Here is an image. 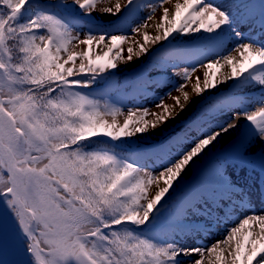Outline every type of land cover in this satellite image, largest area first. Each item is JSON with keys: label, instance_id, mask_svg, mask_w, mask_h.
I'll return each mask as SVG.
<instances>
[{"label": "snow or ice", "instance_id": "6c2138e0", "mask_svg": "<svg viewBox=\"0 0 264 264\" xmlns=\"http://www.w3.org/2000/svg\"><path fill=\"white\" fill-rule=\"evenodd\" d=\"M96 2L71 0L62 6L90 16ZM163 3L158 0L149 7L154 12ZM134 5L139 6L137 0H126L124 5L117 0L103 12L115 18ZM150 19L152 12L146 21ZM146 21L132 29L142 36V42L127 35L97 36L91 31L79 39L62 18L36 11L32 0H0V202L11 210L28 241L33 264H185L183 257L191 258L188 264H264V213L240 218L207 248L160 243L136 232L157 219L166 196L210 146L232 145L239 158L259 153L264 167V98L254 111L226 108L232 111L231 119L221 121L187 149L178 150L158 174L107 150H88L94 138L119 141L144 134L175 116L161 98L156 107L162 112L129 110L120 125L116 120L120 109L101 108L73 89L90 87L101 74L117 69L118 61L128 63L134 57L152 55L155 49L150 50V44L190 35L215 40L235 23L229 11L211 0H176L174 11L163 9L154 36L141 31L148 26ZM233 34L238 40L234 47L238 57L227 55L223 64L219 59L203 64L207 70L226 64L230 75L217 82L215 72L209 78L205 71L203 86L196 78L198 96L228 81L264 89V41L243 42L242 32L234 30ZM130 39L125 57L122 45ZM73 41L86 47L70 52ZM193 71L185 69L182 78L191 79ZM173 99L183 112L180 97ZM183 99L189 101L187 92ZM148 115L155 119L149 121ZM106 116L112 117L111 122ZM161 180L164 186L149 197L148 188ZM213 204L218 213L231 206L223 195L217 199L213 193L204 201L205 219L211 218Z\"/></svg>", "mask_w": 264, "mask_h": 264}, {"label": "rangeland", "instance_id": "374dc122", "mask_svg": "<svg viewBox=\"0 0 264 264\" xmlns=\"http://www.w3.org/2000/svg\"><path fill=\"white\" fill-rule=\"evenodd\" d=\"M46 1L59 2V0ZM243 1L245 0L211 1L229 11L235 23L233 24L232 30L225 28L218 40L208 44L209 46L205 49V51L198 55L199 59L197 61V56L194 50L191 51L194 53H190L189 57L185 55L181 57L180 52L187 53L188 50L190 51V49L193 47L191 45L192 42L197 40L199 41L201 37L206 35H190L187 37L177 36L170 39L169 41H161L158 45L150 44V50L155 49L152 55H142L140 58H135L134 61L129 63L118 61L117 69L109 70L112 73L118 74L116 78L117 81L119 80V77L124 75V73L128 70H136L137 73L142 72L141 74L145 75V83L148 82L145 87L140 88L139 93L136 94L135 97L126 94L124 96L120 93L110 101V104L116 102L119 107L118 109H120L121 114L117 115L116 117L118 124H123L129 110L136 111L147 109L149 113L162 112V108L156 107V105L160 103L161 98H163V104L168 105L172 111V114L175 116V119H168L167 123H158L155 129L149 127L144 134H137L133 137H125L124 139L126 141L129 140L146 146L158 142L160 137L164 136V134H167L171 128L183 127L177 132L176 140L172 141L174 146H176L175 150L170 152L168 147H163V151H167L168 153L167 156L161 162L145 168V171H151L158 174L163 165L166 164L169 159L176 158V152L178 150L187 149L189 146L193 145V143L198 138L203 137L210 130L217 128L221 121L231 119L232 111L239 112L245 109L254 111L262 106L260 101L262 98H264V89L256 90L255 85L239 83L234 84L232 81H228L227 83L219 84L218 90L212 89L204 93L202 96H198L194 91L197 77L200 78L201 86H203L205 71H209V78H211V73L215 72V79L217 82L224 80L228 75H230V67L226 64H224L222 68L213 70H207L205 67H203V64L217 59H219L221 64H223V57L227 55L238 57V53L234 50V47L238 43L237 38L233 34L234 30L242 32L243 42L254 40H256L255 42H257V40H259V42L264 41V35L258 38L257 30H252L251 28L248 29L249 27H252V22L247 20L243 15L235 10L236 4L238 5ZM116 2L117 0H97L93 14L90 16L83 15L77 8H70L74 14H78L85 21L90 20L92 22H102V24L98 26V29L90 25L88 27V25H85L84 23H78L76 26L77 29L74 31V35H78L79 39H84L86 34L91 31L97 36L105 33L127 35L132 39L142 42V36L133 32L132 29L144 23L150 12H152V16L157 13L161 17L164 8H168L170 12L174 11V4L176 0H164L163 5L156 7L154 12L152 11V8L149 7V5L158 4V0H137V5H139L138 7L134 5L131 10L123 12L122 15H119L115 18L110 14L103 12V9L113 7ZM119 2L122 5L126 4V0H119ZM64 3H71V0H64ZM113 10L115 9L113 8ZM160 17L157 20L154 19V27L147 26L146 28L141 29V31H147L153 36L156 35V24L159 23ZM146 22L148 25L149 20ZM131 42L132 41L130 39L126 45V48H128V45L131 44ZM124 45L125 44H123L122 47L125 49ZM161 45H163V47H161ZM182 45L190 46L189 48H182ZM85 47V45H78L76 41H73L69 46V51L82 52ZM200 49H203L202 45H200ZM96 51L97 49L94 47L93 53L95 54ZM125 53L126 49L124 51V56ZM66 58L67 56L65 55L63 59ZM85 63H87V61H85ZM79 64L80 60L78 59L76 61L77 68L79 67ZM172 65H175V67H172ZM66 66L72 65L69 64ZM193 68L195 71L192 72V75H195V79H189L185 81L182 78L183 71L185 69L191 71ZM180 85H184V87L181 89L179 87ZM187 88H190V90H187ZM136 90V88H129V92L133 94L136 93ZM226 90H230L235 93L237 102H232L231 100L224 97ZM184 92H187L189 95L190 99L188 102L184 101L183 99ZM246 92L251 93L247 96H243V94ZM174 97H180L181 104L185 105L183 112H180V108L175 106V100L173 99ZM212 97L221 100L222 104L217 106L215 103L213 104ZM226 108H230L232 111H225ZM195 109L196 114H193ZM178 112L180 114L176 115ZM105 119L111 122L112 117L106 116ZM146 119L152 121L155 119V117L153 115H148ZM188 119L191 123L190 125L186 123ZM223 146L224 145L222 144H217L215 148H211L210 146V150H208L206 154H202L200 158L195 160V163L191 165L190 170L187 171V174H183V179L179 180L178 184L184 181V178L187 175L192 173V171L195 169V165L205 160L209 154ZM158 154L159 153L155 152L152 158L158 160L156 158ZM257 162L260 163V161ZM210 165L211 167L208 166L210 167V170H203L200 174V178H204L206 176L204 180H217L223 183L232 182L241 186L242 190L237 194L224 198L226 201L225 203H230L231 206L225 207L223 213H218L216 207L211 205L210 219H205V216L208 214L203 210L205 200H202L200 197H198V195L194 196V188L185 193V195L190 199V201L194 196L196 204L193 203V201L192 204L190 203L191 205H187L186 203L180 205L175 201L174 204H169L165 198L163 201L165 202L164 205H166L165 210L167 211L166 213H169V215L167 214V218L175 220L174 215L172 214H175L177 211V213L184 215V218L187 221L185 229L176 228L173 232L174 241L178 244L207 248L216 241L221 240L224 237L227 229L234 226L235 222H237L240 218L251 213H264V175H257V173L252 170L248 171L244 168H237L227 164L225 161L220 160L212 161ZM212 167L218 169V172L214 171ZM216 176L218 178H216ZM178 184H176L175 187ZM163 186L162 180L158 185L154 184L150 186L148 188V196H154L157 188ZM184 197V195L181 196L183 200ZM229 197L231 198L230 202ZM0 204H2V202H0ZM6 209L8 208L2 204L0 210ZM224 213H228L229 217H226ZM171 220L168 219L167 221L171 222ZM8 221H10V217L0 220V227L3 223ZM209 223H211L212 226L210 228L205 227V225ZM15 236L16 233H12L7 230L2 233V237L0 238V257L2 256V247L6 244L9 245V240L12 237L16 241L18 240ZM182 259L185 261V264H188V261L191 258L183 257Z\"/></svg>", "mask_w": 264, "mask_h": 264}, {"label": "trees", "instance_id": "16d2710c", "mask_svg": "<svg viewBox=\"0 0 264 264\" xmlns=\"http://www.w3.org/2000/svg\"><path fill=\"white\" fill-rule=\"evenodd\" d=\"M32 3L35 6L36 11H44L62 18V20L70 26L74 35V31L76 30V23H78V21H81V19L79 17H75L71 13H68V8L58 6L56 3L53 4L45 1L38 2L32 0ZM37 42L39 43V41ZM65 55V53H61L62 58ZM89 78V76L83 77V79ZM104 80L105 79L102 75L98 77L90 87L73 89V91H80L82 94L96 101L101 108H104L105 106H109L107 105L108 95L102 92L99 86V82H102ZM113 91L114 90H111L109 92L110 96L113 95ZM112 107L119 108L116 104ZM171 131L162 136L161 142H168L171 137L174 136L175 132L173 133V130ZM131 147H135V143L129 142L128 140L125 141L123 138L119 141H112L109 138H104L102 141H97L94 138L88 150H107L111 153L116 154L117 157L122 159L123 161L133 162L136 166L142 169L147 168L148 166L145 163L144 159L145 152L142 150H132ZM1 206L2 204H0V207ZM8 217H10V221L3 223L0 227V238L2 237V233L7 230L9 232L16 233L15 237L18 240L16 241L15 239H13V236L9 240V245L6 244L2 247L3 251L1 253L2 256L0 257V264H33V256L27 250L28 241H26L25 236L22 234L21 229L18 227L17 221L14 218L11 210H0V220L6 219ZM156 217L157 219L153 220L147 228H137L136 232L143 237L151 238L153 241H157L160 243L173 242L172 235L170 234L171 232L169 230H163L160 228V223L163 222V218L160 213L156 212Z\"/></svg>", "mask_w": 264, "mask_h": 264}, {"label": "bare ground", "instance_id": "6f19581e", "mask_svg": "<svg viewBox=\"0 0 264 264\" xmlns=\"http://www.w3.org/2000/svg\"><path fill=\"white\" fill-rule=\"evenodd\" d=\"M160 17V15L159 14H157V13H155V15H153L152 16V19H150L149 20V22H148V26H151V27H154V25H153V21H154V19H158ZM128 43H125V49H127L126 48V45H127ZM130 46V44L128 45V47ZM127 56V51H126V53H125V57ZM134 59H135V57H134ZM134 59H133V61H134ZM129 63V62H128ZM195 79V75H192L191 76V80H194ZM187 90H190V88H187Z\"/></svg>", "mask_w": 264, "mask_h": 264}]
</instances>
